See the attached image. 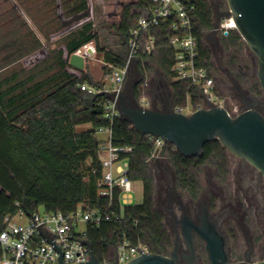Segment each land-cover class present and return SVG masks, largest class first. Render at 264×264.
<instances>
[{"label":"trees","instance_id":"1","mask_svg":"<svg viewBox=\"0 0 264 264\" xmlns=\"http://www.w3.org/2000/svg\"><path fill=\"white\" fill-rule=\"evenodd\" d=\"M149 1L133 0L122 10L121 20L115 29L123 45L119 53L100 46L91 26L87 25L82 31L65 38L61 48L49 51L45 60L36 62L30 69L14 66L21 56L0 64V232L4 229V218L19 211L31 215L43 208V212L48 214L61 212L69 215L80 207L83 211L109 217L97 225L85 224L86 242L100 263L112 262L114 255L109 256V250H115L123 243L143 245L150 252L165 255L170 237L164 217L156 208L157 182L159 185L161 180L164 182L163 172H170L175 187L196 198L200 186L192 170L211 157L212 145H218V142L207 143L201 158H184L173 150L172 145H164L159 154L154 155V138L140 136L120 116L112 123L107 121L101 104L109 100V96L81 91L79 85H90V81L83 71L68 65L73 53L86 44L94 43L106 74L108 65L123 66L128 32ZM222 14L224 12L217 15V10L211 9L209 0H195V32L199 40L200 61L214 80L211 51L206 46L209 39L205 34L212 32L215 19ZM219 42L222 48L232 50L226 64L227 73L236 84L234 88L240 90L243 85L251 83L249 74L235 59V52L241 50L242 39L235 30H229L222 33ZM168 53L161 49L156 60L147 56L137 58L131 64L125 90V100L131 106L138 101L140 82L149 70L145 66L148 60H155L159 75L166 78L175 98L174 106L187 98L193 105L199 98L192 87L171 81ZM132 75L134 80L130 82ZM253 79L248 85L249 92L259 90ZM219 95L224 94L220 91ZM81 125H89L90 128L77 131L76 127ZM106 129L111 131L113 147L131 150L121 154V159L128 162V178L142 184L140 205L121 207L118 190L114 191L111 202L98 194L97 182L101 173L99 146L102 141L97 135L99 130ZM152 160L157 175L150 169ZM115 216L118 221L114 220Z\"/></svg>","mask_w":264,"mask_h":264},{"label":"built area","instance_id":"2","mask_svg":"<svg viewBox=\"0 0 264 264\" xmlns=\"http://www.w3.org/2000/svg\"><path fill=\"white\" fill-rule=\"evenodd\" d=\"M196 26L195 0H150L143 14L128 32L123 66H107V75L110 76L112 86L107 88L104 84L97 86L81 84L80 90L90 95L109 96V100L101 104V107L104 118L112 123L119 117L116 99L125 89L130 59L133 58L135 61L137 58L147 56L157 57L159 51L164 49L169 52L167 58L171 63L169 67L171 80L192 87L200 98V103L195 107L189 100L187 105L173 106L174 112L190 115L199 109H205L208 107L204 102L205 98L215 107L224 108L230 116L240 114L239 105L227 102L218 94L211 72L201 65ZM229 30H235L231 17H222L220 24L214 27L212 32ZM95 54L94 46L89 43L72 55L85 60ZM136 104L149 108L146 98L139 99ZM98 133L108 135L106 141L99 146L101 173L97 182L98 194L111 202L114 191L118 190L120 206H131V193L135 182L128 178L127 160L121 159V154L129 153L131 150L113 147L110 129L99 130ZM154 140V155H158L165 144L160 139ZM15 217L26 218V224H15L13 222ZM108 219V216L83 211L80 207L69 215L38 211L31 215L21 211L13 216L7 215L3 221L4 229L0 232V264H58L56 246L48 242L44 236L49 237L58 246L63 262H86L90 249L85 239V231L82 234L76 233L78 224L97 225ZM114 220L118 221L119 218L115 216ZM148 253L151 252L146 246H130L123 243L115 249L113 260L116 256L118 264H123Z\"/></svg>","mask_w":264,"mask_h":264},{"label":"water","instance_id":"3","mask_svg":"<svg viewBox=\"0 0 264 264\" xmlns=\"http://www.w3.org/2000/svg\"><path fill=\"white\" fill-rule=\"evenodd\" d=\"M227 12L217 18L215 27L222 17H231L235 31L245 42L250 57L249 70L257 81L261 90L258 100H264V0H225ZM218 66L227 74L220 62L214 57ZM128 65V77L131 64ZM68 65L83 71L84 59L71 55ZM127 77V81H128ZM134 75L130 77L133 81ZM125 89L117 96L118 114L125 119L140 136H150L160 139L165 145H172L184 158L200 157L207 143L217 141L222 148L237 159H241L253 166L264 179V115L259 113L253 104H246V110L236 116H230L224 108L215 107L204 98L208 105L190 115L176 113L171 109V98L168 88L161 79L157 80L152 89V106L143 108L139 105L131 106L125 100ZM233 88L236 84L232 82ZM234 92L237 94L235 89ZM245 96H253L243 89ZM238 96V94H237ZM170 105V106H169ZM170 111H163V107ZM163 191V190H162ZM157 196V206L160 205L161 193ZM163 208V205H161ZM202 241L206 254L205 264H249L246 262H231L228 242L219 229V223L210 218L207 208H202L198 224L184 217L181 228V241L178 237L172 241V249L168 255L157 252L140 255L123 264H202L196 251L195 237ZM44 238L56 246L58 264H118L117 258L109 263H100L90 249L86 262H63L62 253L58 246L49 238ZM183 245L186 253H180ZM235 260V259H234ZM264 264V259L253 263Z\"/></svg>","mask_w":264,"mask_h":264},{"label":"rangeland","instance_id":"4","mask_svg":"<svg viewBox=\"0 0 264 264\" xmlns=\"http://www.w3.org/2000/svg\"><path fill=\"white\" fill-rule=\"evenodd\" d=\"M209 2L211 9L217 10V15H219L220 12L226 13L227 6L225 0H209ZM132 3L133 0H0V64L4 63L6 60L8 62L17 60L16 57L21 56L22 58L17 61L14 66L19 65L25 69H30L34 64L45 60L49 51L61 48L65 38L82 31L87 25L91 26L92 32L97 36L100 46L107 47L113 52L119 53L123 50V45L115 29L121 20L122 10ZM132 12L133 10L131 14ZM216 23L217 19H215V24ZM219 24L220 21L218 25ZM222 33L223 32L217 31L215 33L206 32L205 34L206 38L209 39L206 46L210 48L211 51L212 73L215 76L218 94H220L221 91L224 95L220 96L226 99L227 102H233L239 105L238 96L233 90L232 81L227 75L223 74V70L214 59L215 57L227 72L226 64L228 63L229 57L232 55V50H226L221 47L219 38ZM91 44L94 46V43ZM235 54L236 61L242 64L243 70L249 74V82L251 81L252 83L254 76L249 70L250 57L243 40L241 42L240 52H235ZM155 60H148V63L145 65L149 70L146 71L143 81L140 82V95L138 100L146 98L149 102V107H151L152 89L156 86L157 80L161 79L169 90L172 109L174 106L173 100L175 98L171 94L169 85L166 84V78H164L163 75H159L160 71L156 66ZM104 66L102 57L97 55V52L95 56L84 60L83 72L88 77L90 85L97 86L104 84L107 88L112 86L110 76L106 74ZM171 81L175 82L174 80ZM253 81L257 83L255 78ZM251 83L243 85L241 88L247 93L259 97L261 95L260 88L259 90L256 89L258 94H256L255 91H248V85ZM188 100L189 99H186L184 102L175 105H187ZM199 103L200 98H196L193 106L195 107ZM89 128V125H81L76 127V130L84 131ZM97 137L98 140L105 142L108 135L107 133H99ZM173 150L176 151L175 149ZM212 151L211 157L204 165L192 170V173L197 176L201 192L207 191L208 180L210 179L207 173L208 171L210 174L213 173L214 161H227L231 163L233 167L237 164L234 157L222 148L219 143L218 145H212ZM150 169L154 175H157V173H155L154 160L150 161ZM114 175L116 174L114 173ZM164 189V182L161 180L160 185L157 182L155 193L156 202L158 193ZM177 191L181 194L183 200L186 201L187 192L180 188H178ZM224 192L226 195L231 193L227 190ZM209 196L213 203V211H217L220 203L210 192ZM142 200V184L140 182H135L131 193V204L140 205ZM156 208H158L157 203ZM38 212L42 213L43 208H39ZM13 222L17 225H24L27 219L15 217ZM85 230V224L79 223L76 228V233L82 234ZM166 231L170 237L169 246L165 249V255H168L172 249V239L167 226ZM195 245L199 261L205 264L206 254L202 241L195 238ZM228 246L230 248V258L232 260H239L243 257L245 243L238 231L229 232ZM114 254L115 250L110 249L109 256H113ZM254 259H258V257Z\"/></svg>","mask_w":264,"mask_h":264},{"label":"flooded vegetation","instance_id":"5","mask_svg":"<svg viewBox=\"0 0 264 264\" xmlns=\"http://www.w3.org/2000/svg\"><path fill=\"white\" fill-rule=\"evenodd\" d=\"M234 89L238 94L240 113L246 110V104H253L257 101L255 109L264 115V100H258L257 96H245L238 88ZM162 110L170 111L167 106ZM201 157L203 154L196 158ZM234 159L237 161L235 167L227 161H214L213 173L210 174L209 171L207 173L211 179L208 180L207 191L201 192L200 190L196 198L187 194L186 201L178 193L173 175L167 171L163 172L165 189L161 193L158 210L162 213L165 224L169 228L172 241L176 237L181 241L183 218L189 217L193 223L198 224L202 208H207L210 218L219 223V229L227 242L229 232L232 233L235 230L244 240L243 257L239 260L230 258L231 262L253 264L264 259V179L253 166L241 159L235 157ZM207 160L209 158L204 163ZM225 190L231 193L226 195ZM209 192L220 203L217 211H213ZM194 237L197 238L195 235ZM228 249L230 255V248ZM179 252L186 253L183 245L180 246ZM255 257L258 259H254ZM181 263L184 264L183 261Z\"/></svg>","mask_w":264,"mask_h":264}]
</instances>
